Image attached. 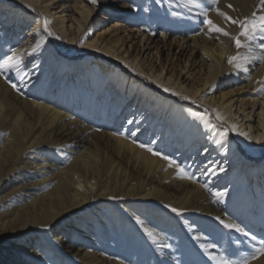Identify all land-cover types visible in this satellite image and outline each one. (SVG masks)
<instances>
[{
	"label": "bare ground",
	"instance_id": "obj_1",
	"mask_svg": "<svg viewBox=\"0 0 264 264\" xmlns=\"http://www.w3.org/2000/svg\"><path fill=\"white\" fill-rule=\"evenodd\" d=\"M19 1L26 2L39 13L17 11L0 0V62L13 52L23 61L19 68L0 74V118L7 114V106L14 101L17 102L15 107L25 109L32 119L44 122L47 136L42 130L30 143L32 148L37 145L50 148L54 138L49 132L58 122H66L62 127L64 135L74 133V137L91 126L105 128L107 131L100 133L102 138L101 135L97 137L99 143L106 139L113 147L122 164L121 167L115 162L113 168H117L116 174L121 177L127 178L131 172L129 161L132 159V171L144 178L138 186L145 204L156 197L168 196L170 188L189 193L196 207L204 203L209 205L218 198L227 211L235 209L237 225L250 224L251 238H257L256 234L259 239L264 238V162L245 158L244 151L233 138L236 136L243 145L253 148L264 143V92L260 91L264 88V83H260L264 82V59H259L264 58V51H261L264 41L257 38L249 51L240 52L237 63L245 74L242 79L246 84L234 90L237 95L228 96L214 89L218 85L235 84L238 68L228 60L239 53L230 43V37L238 35L239 29L220 16L210 18L229 32V37L216 40L215 34L210 37L205 31L202 36L192 34L169 39V20L161 21L167 10L151 15L144 8L148 0H129L123 14L118 13L115 0H96L95 3L92 0ZM151 1L159 6L175 0ZM233 2L230 14L236 19L251 17L254 12L264 14L260 12L261 0ZM98 11L103 14L96 15ZM45 21L50 22L49 31L59 34L68 44L74 45L81 40L84 48L95 51L104 61L96 55L72 65L69 58L62 57L53 36L43 31ZM106 21L108 28L99 32ZM173 22L177 23L171 18L168 24L174 32L177 28H173ZM128 25L130 27H126ZM159 27L162 30L158 32ZM37 33L43 46L33 52ZM174 33L178 35L177 31ZM108 59L112 63H107ZM149 82L154 84L155 90L143 84ZM11 84H16L19 91ZM164 88L170 91L164 92ZM173 92L177 95H172ZM200 106L205 109L201 110ZM217 113L223 120L216 119ZM23 122L19 112L11 123L13 130H19ZM220 124L229 129L221 128ZM73 144L65 149V156L72 162L66 169L54 173L57 184L51 191L8 215H0V264H70L63 254L46 244L47 239L52 238L54 244L59 243L51 231L61 222L62 216H68L72 210L79 212L93 196L103 200L107 194L96 177V159L83 153L74 157ZM138 144L166 155L192 179H178L175 167H169L167 161L141 149ZM14 145L12 139L0 144V165L7 163L10 152L14 153ZM102 150L98 146L97 153H103ZM41 156L35 154L29 158L20 170L27 177L32 176L35 186L41 185L43 181L39 180L48 176L50 162ZM125 158L127 163L123 161ZM77 166H81L84 177L76 171ZM221 168L223 172L219 171ZM162 169L164 173L159 176L157 172ZM149 180L155 185L146 189L144 184ZM121 185L126 190L125 181ZM220 193L224 195H218ZM111 195L123 197L120 211L124 218L114 209L102 217L82 219L81 229L71 227V240L82 233L87 238L82 243L85 247L83 259L75 264H106L100 257L104 256L101 252L106 236L117 238L123 233L127 237L123 243L133 245L138 239L134 236L137 219L146 222L160 240L163 251L167 252L166 236L172 232L187 246L188 254L193 253L182 233L170 229L166 215L152 213L145 206L127 205L124 198L134 197V188ZM7 196L0 193L1 199ZM6 216L10 219L3 222ZM182 221L198 246L206 249L208 244L201 227L197 228L189 217ZM169 260L174 261L171 257ZM251 264H264V259Z\"/></svg>",
	"mask_w": 264,
	"mask_h": 264
},
{
	"label": "rangeland",
	"instance_id": "obj_2",
	"mask_svg": "<svg viewBox=\"0 0 264 264\" xmlns=\"http://www.w3.org/2000/svg\"><path fill=\"white\" fill-rule=\"evenodd\" d=\"M2 1L17 11L21 10L29 14H32L33 12L39 13L37 9L29 7V5L24 1ZM128 1L129 0H115L114 5L118 8L119 14H123V11L128 9ZM233 3V0H219L218 5H211V0H195V4L199 5V7H196L190 3V0H175L174 3H160L159 6H156L151 0H148V2L144 3V8H146L151 15L157 14V12H160V10L162 11V9L167 10L168 13L165 16H162V23H165L166 20H169L170 22L171 18H174V20L177 21L179 26H177V23L174 22L172 23V26L174 29L177 28L174 32L177 31L178 35H175L170 28V24H168L169 22L167 23V29L169 30L167 36L171 39L173 37H188L192 34H196V36L204 35L205 31L208 30L207 25L203 23L204 17L201 13L205 11L208 12V18L211 16H218L213 9L215 7H219L221 11H224L231 16L230 10L234 7ZM227 5H232V8H228ZM102 14V11H98V13H96V15L99 16ZM93 18H95V16ZM213 22L216 24V21ZM108 24L109 22H104L99 32L106 30L109 26ZM126 27L130 26L128 25ZM161 30L162 28L160 27L157 29L158 32ZM215 35V37L214 35L209 36H213L216 40L219 38L224 39V36L219 34ZM56 37H59V39ZM52 40L56 47L60 50L62 57L64 59L66 57L69 58L72 65L79 64V62L86 58L98 55L95 51L84 48L81 44V40L74 45H70L57 33L53 35ZM212 41L215 42L214 40ZM241 42L245 46L239 49V53H237L236 57H239L240 52L243 50H245V52L249 51L248 48L250 45L247 44L246 40L242 38ZM230 43L232 48L236 47L232 39ZM98 56H100L104 61V57L101 55ZM106 62L110 64L112 63V60L108 59ZM116 64L118 66L120 65L118 62ZM122 68L124 69V67ZM244 75V72L238 69L236 71V77L234 78L235 84H228L229 86L218 85L214 90H216L218 94L225 92L228 96L237 95V91L235 92L234 90L246 84L242 79L244 78ZM140 79L143 80L144 78L140 77ZM143 84L147 85L150 89L155 90L153 83L149 82ZM170 97L175 98L174 96ZM242 97L243 96H240V98ZM16 105L17 102L12 101V104L7 106V114H5L3 118H0V144H4V142L8 139H12L15 142L14 153L10 152L7 163L0 165V193L1 196L8 195L5 199L0 198L1 216L8 215V213L14 209H18L19 207L28 204L35 197H39L40 195L51 191V189L55 187L57 180L53 177L54 173L57 174L60 170L66 169L70 162H72L71 159L68 160L65 156V149L68 144L74 143L72 150L74 157L83 153L90 155L97 161V165L95 166L97 169L96 177L98 176L99 183L103 186L102 190L106 189V196H104L103 200L99 199L97 196H93L88 200L87 206H84L82 210H78L79 212H77V210H72L68 216H62L60 219L61 222L51 231L52 235L55 236L54 239H57L59 243L57 245L54 244L53 238L52 240L47 239L46 241L47 245H52L56 251L63 254L64 257L69 260L70 264H75L77 261L83 259L85 247L82 243L86 236L85 233H82L79 234L75 240H71V227L81 229L80 227L83 224L82 219L88 216V218H92L93 216L102 217L114 209L117 210L120 217L124 218V213L120 211V203L122 202L123 197L117 198L111 194L122 191V189L126 191L129 188L135 189V196L124 198L127 205L136 208L145 206L149 211H152V213L166 215L168 218L167 223L169 224L170 229L177 230L182 233L185 240L189 242V246H192L193 253L188 254L187 246L182 245V242L179 238H177L176 233L172 232L168 233L166 236L169 243L167 252L163 251L161 249L159 239L156 238V242L154 243L152 239L145 234V230L136 225L134 236H137L138 239L133 243V245H130L129 242H126L125 244L123 243L124 238L127 240V237L123 233L118 235L119 237L117 238L113 236L114 239L111 235L106 236L107 240L102 243L101 252L104 256H100L103 260H105V262H107L106 264H219L218 261L210 260L209 256L218 257L221 255H224L229 259V264H242V261L245 259L250 260L251 263L259 262L260 259H264V256L252 259L253 253L261 247V242L264 241V238L259 239L258 234H256L257 238L252 239L249 235L244 236L242 233L235 232L234 230L225 229L220 224L219 220L216 219L215 215L218 214L220 215L219 218L223 219L224 222L228 223L227 221L229 220V223L238 224L237 218L234 216L235 209L229 208L227 211L226 208L221 206V202L218 198H215V201L211 202L209 205L204 203L199 207H196L197 203L193 202V198L189 193H179L173 188H170L168 189V196L156 197L145 204L141 200L143 193L140 191V186H138L139 182L141 183L144 178L136 171H132V168L134 167V164L132 165V159L130 158L129 161L131 164V172H129L127 178L121 177L120 174H116L117 168H113L115 166V162L120 164L122 167L120 159H118L113 147L106 142V139L102 140V143H99L97 137L98 135H101L100 139L102 138V134L100 133L101 131H107L105 128L100 129L91 126L88 130H83L74 137V133L69 136L64 135L62 127L66 122H58L49 132V134L52 133L54 138L52 146H50V148H46L41 145H37L32 148L30 143L40 134L42 130L44 132V136H47L46 128L43 129L46 125L44 122L32 119L25 109L19 106L15 107ZM200 109L204 110L205 107L200 106ZM19 112L22 113L24 122L19 130L17 127V130H13L11 123L14 122V119ZM210 112L211 111L209 110V113ZM220 125L218 126L227 130L228 127L225 124ZM30 127L33 128L30 129ZM72 136L75 138L74 140L72 139ZM233 138L237 141L239 148L244 151L243 154L245 158L256 163L264 162V143L258 148H253L243 145L236 136H233ZM98 146L102 147L103 153H97ZM35 154L42 155L41 157L45 159V161L50 162L47 166L48 176L39 180L43 181L41 185L44 186H35L34 183L36 182H34L32 176L27 177L22 171H20L23 168L24 163L29 160V158L34 157ZM126 160L128 159L125 158L123 161L127 163ZM124 165L126 166V164ZM136 167H139V164H137ZM76 171L81 176H85V174L81 172V166H77ZM163 173V169L157 172L159 176H162ZM162 180L166 182L164 178ZM124 181L126 190L121 185ZM13 183L16 185H13ZM46 185L48 187H46ZM153 185L155 184L149 180L144 184V187L147 189ZM172 197L178 198L173 200ZM172 207L177 208L180 211V214L177 215L176 213H173L171 211ZM185 217L191 218L197 228L201 227L207 244L215 245L213 249H203L198 246L195 238L186 231L185 223L182 221ZM8 219H10V217L6 216L3 218V222ZM249 225L250 224L246 222L243 226H241V224L238 226L248 233ZM215 249H217V251ZM147 254L148 257H146ZM169 257L173 258L174 261H170Z\"/></svg>",
	"mask_w": 264,
	"mask_h": 264
},
{
	"label": "snow or ice",
	"instance_id": "obj_3",
	"mask_svg": "<svg viewBox=\"0 0 264 264\" xmlns=\"http://www.w3.org/2000/svg\"><path fill=\"white\" fill-rule=\"evenodd\" d=\"M95 2H96V0H92V3H95ZM190 3H192L193 6L199 7L198 4H195V0H190ZM218 4H219V0H211V5H218ZM227 7L232 8V5H227ZM213 10L216 12V14L218 16L222 17L227 24H231V25L238 27V29H239L238 35L230 37L234 41L237 49H240V48L245 46L241 42V37H243L244 40L248 41L249 45H251V43L255 42L257 40V38H259L261 41H264V14H257L254 12L251 15V17L244 18V19H236V18L228 15L226 12L221 11L219 7H215ZM260 12L264 13V0H261ZM201 15L204 17L203 23L205 25H207V30H208V33L210 34V36H211V34H219V35L224 36V37L230 36L229 32H227L224 28L215 24L211 19L208 18V12L205 11V12L201 13ZM49 23H50L49 21L44 22L43 31L47 32L49 36H53L54 33L49 31V29H48ZM56 38L59 39V37H56ZM34 39L36 42H35V46L33 48V52L39 50L43 46L40 42V39H39V33L36 34V37H34ZM81 44H83V41H81ZM261 51H264V44H261ZM239 59H240L239 57H235V56L230 57L228 60V63L231 65H234L236 68L239 69L241 67V65L239 63H237V61ZM259 59H264V58H259ZM22 62L23 61H22L21 57H19L15 52H13V54L11 56H7V58L4 59L3 62H0V74H3L4 72L9 71L12 68H19V66L22 64ZM246 63H247V59H246ZM260 83H264V82H260ZM10 86L14 90L19 91L16 84H11ZM163 91L169 92L170 90L167 88H164ZM260 91L264 92V88H261ZM172 95H177V94L173 92ZM181 98L184 100L189 99L188 97H181ZM192 102L195 103L194 101H192ZM205 112H207V109L205 110ZM216 119L217 120H223V117L219 113H217ZM233 130H235V129L233 128ZM226 135H227V132H225V136ZM137 146L140 147L141 149L151 153L153 156H157L160 159L167 161L169 167H175V169L177 171V178L178 179H189V180L192 179V177L183 168H181L178 164H175V162L172 161L171 159H169V157H167L166 155H164L158 151H155L153 148L148 147L145 144H138ZM215 171L216 170L214 169L213 172H215ZM219 171L223 172L224 169L221 168V169H219ZM218 195L222 196L224 194L220 193ZM171 211L173 213H176L177 215L180 214V211L175 207H172ZM217 220H219L220 224L225 229L234 230L235 232L242 233L244 236L249 235L247 232L244 231V229L239 227L237 224L226 223V222H224L223 219H221L219 217H217ZM136 223L145 229V234L148 237H150L152 239V241L155 243L156 237L153 234V232L148 228L146 222L142 219H137ZM252 239H255V237H252ZM213 247H215V245H213V244L207 245V248H213ZM259 256H264V241L261 242V247L258 250H256L255 253H253L252 259H257ZM209 259L213 260V261H218L219 264H229V259L224 255H221L218 257L217 256H209ZM242 264H251V261L248 259H245L242 261Z\"/></svg>",
	"mask_w": 264,
	"mask_h": 264
}]
</instances>
